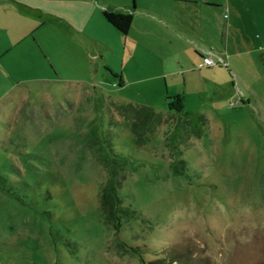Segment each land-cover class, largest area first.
<instances>
[{
  "label": "rangeland",
  "instance_id": "374dc122",
  "mask_svg": "<svg viewBox=\"0 0 264 264\" xmlns=\"http://www.w3.org/2000/svg\"><path fill=\"white\" fill-rule=\"evenodd\" d=\"M133 2L123 35L102 11ZM199 8L201 31L179 38L189 18L163 0L0 1V264H151L167 248L264 264L260 32L249 19L229 31L245 40L226 43L231 14ZM200 51L216 66L199 69ZM176 95L181 113L168 109ZM124 105L162 114L142 143ZM99 141L126 159L118 195L137 218L117 230L100 212Z\"/></svg>",
  "mask_w": 264,
  "mask_h": 264
},
{
  "label": "trees",
  "instance_id": "16d2710c",
  "mask_svg": "<svg viewBox=\"0 0 264 264\" xmlns=\"http://www.w3.org/2000/svg\"><path fill=\"white\" fill-rule=\"evenodd\" d=\"M105 20L114 27L118 32L126 35L133 24V16L131 14L117 13L104 9L102 11ZM119 84L121 78H119ZM168 109L181 113L183 110L182 97L176 95L171 98ZM114 108V107H113ZM114 110L123 118L131 122V132L136 136L138 143H142L146 132L152 133L156 125H160L162 114L156 113L151 107L143 105H124L115 106ZM97 130L93 129L94 135ZM97 136V135H96ZM101 139V138H100ZM102 140V139H101ZM105 141V140H103ZM101 143V148L106 152V166L108 168V180L102 187L100 192V212L103 220L110 225L114 230L121 227L124 220L137 218L136 212L129 206H125L118 195L120 185V167L126 164V159L114 155L112 145L110 143ZM7 190L10 184L6 183V179L0 177V190ZM134 253L140 255L138 248H133ZM151 264H211L207 259L191 257L174 248L164 249L162 253L151 261Z\"/></svg>",
  "mask_w": 264,
  "mask_h": 264
},
{
  "label": "crops",
  "instance_id": "0c3cea01",
  "mask_svg": "<svg viewBox=\"0 0 264 264\" xmlns=\"http://www.w3.org/2000/svg\"><path fill=\"white\" fill-rule=\"evenodd\" d=\"M163 1H164V6L171 7L174 10V12L179 11V14L182 17L189 18V20H191V21L188 20L189 22L188 21L185 23L183 22L184 24L180 28L174 26L175 32H177L179 38L181 37L191 38L192 36H195L198 32L201 31L202 28L195 25V22L191 19L192 17H195L196 14H198L197 10L200 9L199 8L200 6L211 7V8L213 6H215V8H219L222 6L223 8L222 11L231 14L230 18H228L225 21V25H221V28L225 32V35H223V39H224L223 41L226 43L234 42L237 40H239V42H243L245 38L241 35L245 34L247 30V25L251 21L253 28H255L260 32L259 40L258 41L256 40V44L258 45L259 49L264 50V20L262 19L264 18V0H163ZM18 6L20 7L18 10H21V8L23 7L27 8L21 4H18ZM254 6H260V10H259L260 13H256V11H254L253 9ZM134 10H136V7L133 2L131 6L122 9V11H114V10L112 11L117 13L131 14L133 16ZM170 23L172 24V22ZM232 29L233 30L238 29L241 35L239 34V36L236 37L230 36L229 31H231ZM200 53H201L200 55L202 56L201 51Z\"/></svg>",
  "mask_w": 264,
  "mask_h": 264
},
{
  "label": "built area",
  "instance_id": "2783aa9c",
  "mask_svg": "<svg viewBox=\"0 0 264 264\" xmlns=\"http://www.w3.org/2000/svg\"><path fill=\"white\" fill-rule=\"evenodd\" d=\"M217 62L214 56L209 52H202L201 62L198 64V68H210L216 66Z\"/></svg>",
  "mask_w": 264,
  "mask_h": 264
}]
</instances>
